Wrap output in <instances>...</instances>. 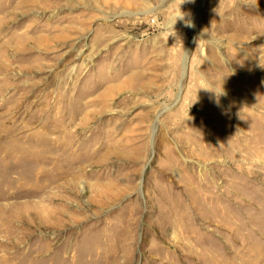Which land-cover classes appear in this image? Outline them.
<instances>
[{
	"label": "rangeland",
	"instance_id": "rangeland-1",
	"mask_svg": "<svg viewBox=\"0 0 264 264\" xmlns=\"http://www.w3.org/2000/svg\"><path fill=\"white\" fill-rule=\"evenodd\" d=\"M0 264H264V0H0Z\"/></svg>",
	"mask_w": 264,
	"mask_h": 264
},
{
	"label": "clouds",
	"instance_id": "clouds-1",
	"mask_svg": "<svg viewBox=\"0 0 264 264\" xmlns=\"http://www.w3.org/2000/svg\"><path fill=\"white\" fill-rule=\"evenodd\" d=\"M255 4V3H254ZM254 4H252L251 6H253ZM189 26H191V25H189Z\"/></svg>",
	"mask_w": 264,
	"mask_h": 264
}]
</instances>
